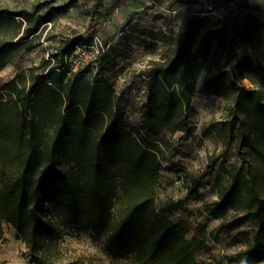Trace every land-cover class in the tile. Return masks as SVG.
<instances>
[{
  "label": "trees",
  "instance_id": "trees-1",
  "mask_svg": "<svg viewBox=\"0 0 264 264\" xmlns=\"http://www.w3.org/2000/svg\"><path fill=\"white\" fill-rule=\"evenodd\" d=\"M102 5L103 0H99L89 29L72 39L69 50L79 43L91 45ZM3 12L26 19L31 14L0 9V23L10 19ZM48 18L42 15L34 25L26 26L22 38L36 33ZM211 25L209 15H196L185 22L182 35H161L167 41H179V45L174 48L167 42L163 58L171 53L175 58L155 61L156 67L143 70L149 90L140 128L127 123L121 109L101 106V95L111 98L112 87L101 90L95 84L85 102L89 83L79 76L86 69L68 76L64 59L56 67L48 68V60L32 67L43 69L33 73L31 81L17 74L0 84V230L2 220L12 224L32 261L80 264L76 259L61 262L63 253L53 213L61 206L81 228L104 235V248L113 258L128 264H203L193 248L209 249L204 236L211 233L198 224L195 235L188 238L169 214V210L182 208L181 203L171 204L169 210L159 209L156 198L160 152L169 144L167 134L193 130L187 109L216 34ZM151 36L156 37V33L151 31ZM11 44L16 45L0 43V70ZM250 101L260 110L261 101L251 91H240L236 105L243 112ZM47 113L59 116L51 130L46 126ZM238 121L244 129L253 126L244 144L259 150L250 136L264 129V111L257 112L254 119L240 115ZM96 123L104 130L94 136ZM63 158L68 166L62 164ZM251 168V162L246 169L225 168L226 178L216 177L218 199L203 205L209 215L222 218L225 228L244 219L257 221L253 240L235 255H227L230 262L264 261V192L259 175ZM213 170L209 165L194 179L190 195L198 194L203 179ZM227 207L235 212L230 219Z\"/></svg>",
  "mask_w": 264,
  "mask_h": 264
},
{
  "label": "rangeland",
  "instance_id": "rangeland-1",
  "mask_svg": "<svg viewBox=\"0 0 264 264\" xmlns=\"http://www.w3.org/2000/svg\"><path fill=\"white\" fill-rule=\"evenodd\" d=\"M98 2L0 0L2 10L31 13L29 19L2 13L10 19L0 23V43L16 45L11 44L4 56L7 62L0 70V84L17 74L31 81L33 73L43 69L32 70V67L42 64L43 60L50 61L48 68L56 67L64 59L68 76L86 69L79 76L89 83L85 102L90 99V90L95 84L100 85L101 90L112 87L111 98L101 95V106L121 109L127 123L140 128L149 90L148 77L143 70L156 67L155 61L175 58L174 53L163 58L167 42L174 48L179 45V41H167L161 35L180 36L190 17L209 15L216 34L210 41L208 58L187 109L193 130L167 134L169 144L160 152L162 167L156 204L159 209L169 210L171 204L181 203L182 208L169 210V214L188 238L195 235L198 224L211 233L204 236L209 249L198 245L193 248L203 264H264V261L230 262L226 258L253 240L255 219H244L232 228H225L221 225L222 218L209 215L203 206L206 201L218 199L216 177L226 178L225 168L246 169L249 162L259 175V185L264 192V129L250 136L259 146V150H254L244 144L253 126L244 129L238 121L240 115L254 119L257 112L264 111V0H103L97 27L92 31V46L85 48L79 43L69 50L72 39L89 29ZM42 15H48L49 20L42 23L36 33L23 39L24 28L34 25ZM151 31L156 37L151 36ZM30 44L34 45L31 49L27 47ZM240 91L253 92L261 101L260 110L250 101L249 108L242 112L236 105ZM57 117V114L47 113L48 130ZM93 129L94 136L104 130L99 123ZM63 160L62 164L68 166L69 162ZM209 165H213V173L203 179L198 194L190 195L194 179ZM226 212L229 219L235 215L229 207ZM53 213L63 253L61 262L76 259L80 264H128L108 254L104 235L81 228L61 206ZM1 226L0 264H37L31 260L18 230L3 220Z\"/></svg>",
  "mask_w": 264,
  "mask_h": 264
},
{
  "label": "built area",
  "instance_id": "built-area-1",
  "mask_svg": "<svg viewBox=\"0 0 264 264\" xmlns=\"http://www.w3.org/2000/svg\"><path fill=\"white\" fill-rule=\"evenodd\" d=\"M83 46H85V48H90L92 45H84L83 44Z\"/></svg>",
  "mask_w": 264,
  "mask_h": 264
}]
</instances>
